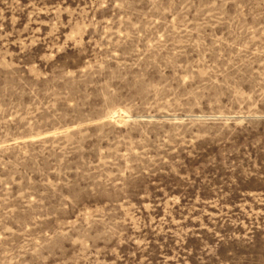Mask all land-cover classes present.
I'll return each mask as SVG.
<instances>
[{
    "label": "rangeland",
    "instance_id": "obj_1",
    "mask_svg": "<svg viewBox=\"0 0 264 264\" xmlns=\"http://www.w3.org/2000/svg\"><path fill=\"white\" fill-rule=\"evenodd\" d=\"M0 264H264V0H0Z\"/></svg>",
    "mask_w": 264,
    "mask_h": 264
}]
</instances>
